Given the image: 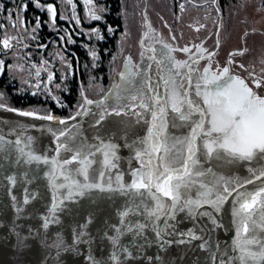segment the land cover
Listing matches in <instances>:
<instances>
[{
  "label": "water",
  "instance_id": "water-1",
  "mask_svg": "<svg viewBox=\"0 0 264 264\" xmlns=\"http://www.w3.org/2000/svg\"><path fill=\"white\" fill-rule=\"evenodd\" d=\"M147 25L141 45L144 50L134 54L113 80L108 93L97 100L104 101L103 105H86L83 101L79 109L81 115L76 114L75 119L67 120L66 124L59 123L57 118L43 120L39 119V115L22 116L19 111H8L6 106L0 108V137H3L0 140V264H220L221 260L227 264L230 258L239 256L238 250L233 251L236 235L233 204L236 192L228 198L220 212H215L210 205L199 209L200 213L211 212L216 220L215 225L208 217L193 218L186 209L184 212H177L176 219L168 222L175 225L169 229L171 235L166 232L162 238L157 237L153 225L146 227L142 236L125 232L116 245L109 239L117 235L114 226L123 228L120 213L127 207L141 205L138 210L141 214L130 215L128 221L151 224L147 213L143 211V205L151 208L155 201L146 193L141 196L127 187L131 184L135 171L147 170L144 165L150 158L143 153L148 144L135 140L137 134L141 137L142 130L135 129L134 123H130V113L132 112L134 121L146 124L150 112L139 106L140 101L150 104L149 98L156 95L148 85L164 97L165 85L161 77L169 75V62L165 60L164 64L158 65L157 61L163 58L162 51L174 49L171 51V66L180 73L177 79L192 74L193 84L205 73V69L209 70V74H218L223 68L221 62L196 47L163 41L147 46L146 38L151 30L149 21ZM164 45L169 48L165 49ZM185 47L190 51H182ZM153 56L155 59H152ZM175 61H187L191 65V73L187 67L175 69ZM230 70L233 76L244 79L254 90L264 95L263 91L255 89L248 80L231 68ZM121 74L124 75L123 79ZM116 85H120V88L117 89ZM134 95L138 97L137 100L131 99ZM117 104H123V110L118 111ZM101 114L103 119H100ZM89 116L92 117L87 119ZM176 116L169 108L165 117L167 129H174L172 134L176 138L181 135L177 136L178 133L189 134L188 122H181L175 119ZM84 118L87 120L82 121ZM193 119H198V116H193ZM157 124L159 125V120ZM147 128L146 138L152 129L151 117ZM61 131L66 135L60 136ZM169 141L171 146L172 140ZM62 143L74 150H82L81 158L87 156L92 161L88 166L87 181L75 171L81 167L79 163L74 161L64 165V160L70 159L74 152L58 148ZM104 144L114 146L115 156H110L109 159L115 167L104 164L103 151L107 150L104 149ZM179 147L177 145L174 151ZM138 152L141 153L140 156L137 155ZM158 155L163 153L151 157L153 166L160 163ZM31 156H39L41 159L32 160ZM45 159L48 163L44 162ZM53 160L56 164L52 163ZM244 161L226 154L219 159L213 157L212 162L210 159L205 160L201 165L211 163L202 167L211 168L212 174L194 177L198 183L188 189L187 194L193 199L197 198L199 182L209 183L210 186V182L219 181L221 184L223 175H229L227 185L230 191L233 188L239 192L257 190L264 184V177L256 180L253 175L249 179L254 183L243 187H240L241 183H237L230 188L233 184L231 172L234 168L243 170L241 166ZM250 162L255 167L261 165L264 168V164L258 159ZM61 171L81 185L99 183L105 190L71 186V181L60 175ZM101 172L104 173L102 179ZM53 176L56 177L57 187L53 186ZM118 176L120 180H117ZM61 184L70 187H59ZM109 185L111 191L108 190ZM216 190L222 189L218 186ZM69 191L72 192L71 198H67ZM80 191L84 194L79 195ZM181 192L184 194L185 189L182 188ZM163 200L170 203L167 197H163ZM46 222L48 226L44 227ZM158 223L162 227L164 221ZM189 232H194L201 238L190 239L187 235ZM260 235L264 236V233ZM161 240L165 241L163 246ZM181 240L184 242L181 243ZM232 264H240V261L233 259ZM249 264L255 262L250 261Z\"/></svg>",
  "mask_w": 264,
  "mask_h": 264
},
{
  "label": "snow or ice",
  "instance_id": "snow-or-ice-1",
  "mask_svg": "<svg viewBox=\"0 0 264 264\" xmlns=\"http://www.w3.org/2000/svg\"><path fill=\"white\" fill-rule=\"evenodd\" d=\"M87 4H91L92 0H86ZM3 5H0L2 8ZM53 16H55V9L49 6L48 9ZM92 19L100 20L101 17L92 13ZM5 47H10L9 41H3ZM168 49V45H164ZM162 51V59L157 61L158 65L164 64V61L169 62L167 77H161L165 85V94L162 98L159 93L151 96L149 103L140 101L139 106L146 109L151 114L152 129L149 130L146 140L141 143H147L148 147L143 150L150 158L145 163L146 171L137 170L133 173V180L127 187L129 190H135L139 195L144 196L145 193L155 201L154 206L149 208L148 205H143V211L147 213L148 219L151 224L141 223L139 221H128L127 218L133 214H141L138 210L141 205L135 207H127L120 213L122 217L120 224L123 228L114 226L117 233L116 236L109 237L114 245L119 244V237L125 232H134L137 236H142L146 227H153L157 237H163L167 232L171 235L170 228L175 225H170L168 222L176 219L177 212H184L186 209L190 216L193 218L197 216H204L212 219L215 225L216 220L211 212H199V209L204 205H210L215 212H220L222 206L236 192L233 204V216L236 218V235L233 241V251L238 250L239 256L230 258L227 264H232L233 259H238L240 264H249L250 261L255 264H264V184H261L255 191L239 192L235 188L231 191L227 184H219V181L204 183L199 182L197 189L198 197L193 199L187 194V190L198 183L194 177H204L212 174L211 168L204 169L201 165V160L211 159L213 157L219 159L225 154L227 156L239 158L240 160L252 161L258 159L264 161V95L254 90L248 82L239 76H233L229 67H223L219 73L209 74V70L205 69V73L193 84L191 75H185L182 79H177L180 76L178 71H174L171 66L173 58L171 51ZM153 51H155L153 49ZM184 52H189L190 49L185 47L182 49ZM243 53L237 52L232 55H242ZM95 55V53H93ZM214 55V54H213ZM152 59H155L153 56ZM195 62V61H194ZM233 61L229 60V63ZM3 61L0 60V72ZM175 69L187 67L191 73V65L187 61H175ZM150 67V66H149ZM240 67H243L241 65ZM40 75L39 70L36 73ZM122 79L124 75L121 74ZM53 79L52 75L48 76V80ZM132 83V81H129ZM255 89L264 88V78L255 79L252 82ZM153 92L155 88L148 85ZM117 89L120 85H116ZM195 97V98H193ZM132 100H137V96H132ZM86 105L96 103L97 106L103 105L104 101H93L84 97ZM4 104H0V108H4ZM83 107V106H82ZM171 109L181 122H188L187 126L190 129L188 135L182 138L169 137L165 134L167 128V121L165 117L167 112ZM8 111H15V109L8 108ZM22 116H35L34 112H20ZM77 115H81L80 112ZM119 115V112H117ZM193 116H198V119H193ZM39 119L54 120L52 115L40 116ZM75 119V117H70ZM100 119H103L101 114ZM159 120V125L157 121ZM61 124H66L67 121L59 120ZM175 127L176 124L174 123ZM183 126V125H181ZM55 135V134H54ZM66 135L61 131L60 136ZM3 137H0L2 140ZM59 139V136H57ZM169 139L172 140L169 146ZM199 141V143H198ZM19 143V141H16ZM103 143V142H101ZM179 149L173 152V149ZM58 148H63L65 151L74 152L70 159L64 160V165L73 163L74 161L81 165L75 171L82 174L84 180H88V166L92 163L87 156L82 157V150L70 148L67 144H60ZM103 151L104 164L106 166L115 167L109 159L110 156H115L114 146L111 144H104ZM100 151L101 149H97ZM163 153L158 155L160 163L155 166L152 165L151 157L154 154ZM199 154V155H198ZM141 155L140 152L137 153ZM32 160L39 161L41 157L31 156ZM45 163L48 161L45 159ZM56 164V161H52ZM63 166H61L62 168ZM251 172L252 169H249ZM65 180L71 181V186L76 188H97L104 191V187L99 183H84L80 184L79 181L73 180L70 175H65L63 171L60 172ZM104 173H100V178H103ZM256 180L264 177V168L260 169L259 173H253ZM53 186L56 177L53 176ZM121 178L118 176L117 180ZM222 179V178H221ZM252 179H247L240 184L243 187L245 184H252ZM221 191H217V187ZM59 187H70L69 185L61 184ZM123 188V185L121 186ZM185 189L182 194L181 189ZM111 191V186L108 188ZM144 190V191H141ZM83 195V191L78 193ZM72 192H68V197L71 198ZM163 197H167L170 203L165 202ZM55 209V205H53ZM258 217V218H257ZM163 220V226L158 223ZM251 224V228L249 227ZM47 222L44 227H47ZM251 233V234H249ZM190 239H200L194 232L187 233ZM181 243L184 241L181 240ZM165 241L161 240V246ZM204 245H201L203 247ZM220 264H225L221 260Z\"/></svg>",
  "mask_w": 264,
  "mask_h": 264
},
{
  "label": "trees",
  "instance_id": "trees-1",
  "mask_svg": "<svg viewBox=\"0 0 264 264\" xmlns=\"http://www.w3.org/2000/svg\"><path fill=\"white\" fill-rule=\"evenodd\" d=\"M254 2L264 8V0ZM127 3L137 17L132 34L139 38L144 31L140 24L147 0H92L91 4L86 0H0V104L67 121L79 112L85 96L94 101L104 97L120 72L119 64L125 61L119 44L129 32ZM240 4L239 0H169L159 15L168 17L170 31L180 33L183 19L187 29L199 19L211 28L224 14L238 13ZM49 6L55 9V16ZM154 7L156 10L157 6L148 2L145 21L155 16L151 12ZM93 12L101 19H92ZM6 34L7 48L3 44ZM209 37L207 46L217 40L211 33L205 38ZM131 42L135 50L136 43L143 50L136 38ZM220 65L232 68L227 60ZM49 75L53 76L51 81Z\"/></svg>",
  "mask_w": 264,
  "mask_h": 264
},
{
  "label": "rangeland",
  "instance_id": "rangeland-1",
  "mask_svg": "<svg viewBox=\"0 0 264 264\" xmlns=\"http://www.w3.org/2000/svg\"><path fill=\"white\" fill-rule=\"evenodd\" d=\"M148 2L155 4L157 9L155 10V7L152 8L151 12H153L155 16L152 18L147 17L148 19L145 21L144 13L147 16ZM239 2L241 3V7L236 10L238 13H228V17L224 14L223 20L220 22L221 24L211 25L212 27L210 28L199 19L200 21L198 20L195 25L187 29L189 25L186 24L187 21L183 19V25L179 28L180 33H174L167 28L166 22L170 23L168 17L166 18L165 16L159 15L163 13H160V8L164 4L166 5L169 3V0H147V4L143 10V21H141L140 24L144 27V31L139 38L138 34H132V29H135V20L137 17L134 16L135 12H133L134 8L131 3H127L128 5L125 6V11L130 16L127 21L129 32L124 35L119 44L120 55L125 59L123 63L121 61L119 64V71H122L134 54L142 51L137 47V43L135 44L136 50L134 49V45H131V39L132 37L136 38L137 42H141L142 45V39L147 32V22L149 21L151 30L146 38V45L149 47L161 41L196 47L221 63L226 60L233 61L231 63L232 68H230L250 82H253L255 79L264 78V8L256 5L254 0H239ZM181 18H184V16H181L180 19ZM210 33L211 36L217 39L216 41H211L216 44V47L215 44H213L215 49L211 43H209L208 46L206 44L208 40L212 38H205ZM204 34L206 36H204ZM5 39H7V34L3 37V41ZM237 52L243 54L232 55ZM125 53H127V56ZM241 65H243V67H240ZM253 72L255 76H253ZM116 77L117 76H115L113 80ZM260 90L264 92V88Z\"/></svg>",
  "mask_w": 264,
  "mask_h": 264
},
{
  "label": "flooded vegetation",
  "instance_id": "flooded-vegetation-1",
  "mask_svg": "<svg viewBox=\"0 0 264 264\" xmlns=\"http://www.w3.org/2000/svg\"><path fill=\"white\" fill-rule=\"evenodd\" d=\"M218 65V64H217ZM198 66H200V65H198ZM202 68V67H201ZM201 68H199L198 69V71H200L201 70ZM191 77H192V74H191ZM153 92V91H152ZM154 94H157V92H156V90H155V92H153ZM121 105H123V104H117V107L116 108H118L119 110L118 111H121V110H123V109H121L122 107H121ZM150 105H151V103H150ZM132 107V106H131ZM116 108H113V109H116ZM93 116V115H92ZM92 116H89L87 119H89V118H91ZM97 116V115H96ZM150 117H151V114L149 115V118L146 120V124L144 125V122H136V121H134V119H133V114H132V112L130 113V118H131V120H130V123L132 124V122L134 123V128L136 129V128H139V130L141 129L142 130V133H141V137H140V135H138L137 134V136H135L136 138H135V140L136 141H142V140H146V131H147V126H148V123H149V119H150ZM86 118H84V119H81L82 121H84V120H87ZM143 123V124H142ZM96 124H97V122H96ZM146 126V127H145ZM174 129H172V131H173ZM172 131L168 128H166V130H165V134L167 135V136H171V137H173V134H172ZM179 134H181L180 136H178ZM186 135H188V133L186 134V133H178L177 134V136H178V138H182V137H184V136H186ZM170 142L171 141H168V143L170 144ZM198 143H199V141H198ZM173 152H175L174 151V149H173ZM199 155V154H198ZM211 160V162H212V158L210 159ZM205 160L204 159H202L201 160V163H203ZM262 164H264V161H261V160H259ZM211 164V163H210ZM209 164V165H210ZM209 165H202V166H209ZM241 168L243 169V170H239V169H237V168H234L233 169V171L231 172V177H232V185L230 186V188L231 187H233L234 185H236L237 183L239 184V183H242V182H244L245 180H247V179H249V178H251V176H253V173H259V171H260V169H262L263 168V166H261V165H259V166H254V164L252 163V162H250V161H244V165L243 166H241ZM249 169H252V171L250 172L249 171ZM229 179V175H223V179H222V181H221V184H228V180ZM244 180V181H243ZM239 181H242V182H239ZM221 189V188H220ZM258 218V217H257ZM249 227L251 228V224H249ZM249 234H251V233H249Z\"/></svg>",
  "mask_w": 264,
  "mask_h": 264
}]
</instances>
